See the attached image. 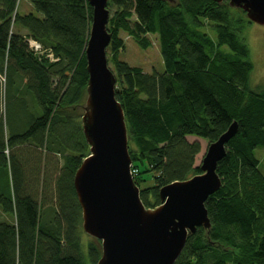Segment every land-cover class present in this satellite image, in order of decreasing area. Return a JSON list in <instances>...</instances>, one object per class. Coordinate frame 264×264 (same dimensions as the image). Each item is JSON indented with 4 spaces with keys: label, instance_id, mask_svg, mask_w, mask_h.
<instances>
[{
    "label": "trees",
    "instance_id": "16d2710c",
    "mask_svg": "<svg viewBox=\"0 0 264 264\" xmlns=\"http://www.w3.org/2000/svg\"><path fill=\"white\" fill-rule=\"evenodd\" d=\"M27 1L40 15L0 0V264H96L100 241L84 242L73 183L90 153L79 106L93 8L88 0ZM108 8V60L147 207L161 203L162 186L201 173L200 143L188 136L209 145L238 123L218 163L222 186L206 201L211 227H198L174 264H264V173L255 154L264 146V87L251 84L246 12L213 0H109ZM122 32L144 49L156 35L163 72L120 59ZM26 37L59 60L36 56ZM146 176L154 183L143 187Z\"/></svg>",
    "mask_w": 264,
    "mask_h": 264
},
{
    "label": "water",
    "instance_id": "95a60500",
    "mask_svg": "<svg viewBox=\"0 0 264 264\" xmlns=\"http://www.w3.org/2000/svg\"><path fill=\"white\" fill-rule=\"evenodd\" d=\"M213 1H228L231 7L243 9L250 21L264 25V0ZM88 2L93 8L86 46L89 80L79 111L90 153L73 180L82 228L100 241L96 264H174L188 237L198 227H211L206 201L222 186L218 163L238 123L234 121L208 145L199 165L201 173L162 186L161 203L147 207L132 173L128 127L116 98L117 77L108 60L109 0Z\"/></svg>",
    "mask_w": 264,
    "mask_h": 264
},
{
    "label": "rangeland",
    "instance_id": "374dc122",
    "mask_svg": "<svg viewBox=\"0 0 264 264\" xmlns=\"http://www.w3.org/2000/svg\"><path fill=\"white\" fill-rule=\"evenodd\" d=\"M27 5V0H19L17 8L18 12L20 14L33 12L35 15H40L33 6L30 7L29 11H25V7ZM208 31H210L209 27ZM212 33L215 37V33L213 31ZM242 35L245 37L250 47V58L254 65L251 75V84L253 87H264V25L252 21L250 23L247 22L243 28ZM121 36L125 40V49L119 52L120 59L126 61L132 66L142 67L147 73H152L154 71L163 72L164 64L161 54V48L156 35H149L151 44L147 49L139 46V44L133 38L129 37L126 33L122 32ZM110 67L112 69L111 65ZM0 81L2 82L4 92L3 79L0 78ZM4 104L5 103L3 102V115L6 114ZM187 139L190 142L197 141L200 143L201 151L195 158V165L199 166L201 165L203 157L207 151L208 141L198 136H189L187 137ZM255 154L260 160V169L264 173V146H258L255 149ZM56 157V160L59 161L60 164H62V159L59 156ZM146 179L147 181L142 185L143 187L151 186L154 183V178L152 176H146ZM83 238L84 242H87L91 237H89L88 235H83ZM88 263L90 264V262Z\"/></svg>",
    "mask_w": 264,
    "mask_h": 264
},
{
    "label": "built area",
    "instance_id": "2783aa9c",
    "mask_svg": "<svg viewBox=\"0 0 264 264\" xmlns=\"http://www.w3.org/2000/svg\"><path fill=\"white\" fill-rule=\"evenodd\" d=\"M26 42L28 44L29 50H31L36 56H45L46 58H49L51 62H56L59 60L52 51L45 49L39 41L29 37L26 39ZM137 172V169L132 170L133 174H137Z\"/></svg>",
    "mask_w": 264,
    "mask_h": 264
},
{
    "label": "crops",
    "instance_id": "0c3cea01",
    "mask_svg": "<svg viewBox=\"0 0 264 264\" xmlns=\"http://www.w3.org/2000/svg\"><path fill=\"white\" fill-rule=\"evenodd\" d=\"M27 2H28V5L25 7V11H29L30 7L32 6V4L29 1H27ZM20 30H22L23 33H26V31L24 29H20Z\"/></svg>",
    "mask_w": 264,
    "mask_h": 264
}]
</instances>
